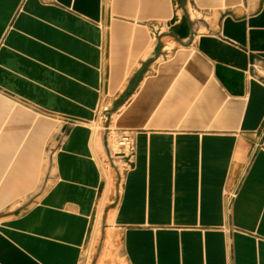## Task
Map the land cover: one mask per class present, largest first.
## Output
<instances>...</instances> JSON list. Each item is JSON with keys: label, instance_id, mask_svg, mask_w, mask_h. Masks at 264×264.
<instances>
[{"label": "crops", "instance_id": "0c3cea01", "mask_svg": "<svg viewBox=\"0 0 264 264\" xmlns=\"http://www.w3.org/2000/svg\"><path fill=\"white\" fill-rule=\"evenodd\" d=\"M0 264H264V0H0Z\"/></svg>", "mask_w": 264, "mask_h": 264}, {"label": "built area", "instance_id": "2783aa9c", "mask_svg": "<svg viewBox=\"0 0 264 264\" xmlns=\"http://www.w3.org/2000/svg\"><path fill=\"white\" fill-rule=\"evenodd\" d=\"M104 131L107 133L108 163L117 167L116 161L120 160V162H125L131 165L136 152V143L133 132L128 130H118L111 125H107L104 128ZM236 192L237 190L235 189L226 192V197L230 203L235 199Z\"/></svg>", "mask_w": 264, "mask_h": 264}, {"label": "rangeland", "instance_id": "374dc122", "mask_svg": "<svg viewBox=\"0 0 264 264\" xmlns=\"http://www.w3.org/2000/svg\"><path fill=\"white\" fill-rule=\"evenodd\" d=\"M112 120V106H111V96L108 95V93L105 94L103 97L101 106L98 111V118L96 127L100 130H104V128L107 125H111ZM117 167L111 166V164L108 163V159L105 156L101 159V164L105 168V170L113 172L116 171L117 173V183L120 185L123 180V176L126 172V170L129 168V164L125 162H120V160H117Z\"/></svg>", "mask_w": 264, "mask_h": 264}]
</instances>
